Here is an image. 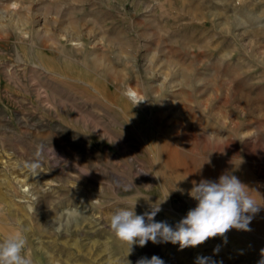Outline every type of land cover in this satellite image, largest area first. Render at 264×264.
<instances>
[{
  "label": "rangeland",
  "instance_id": "rangeland-1",
  "mask_svg": "<svg viewBox=\"0 0 264 264\" xmlns=\"http://www.w3.org/2000/svg\"><path fill=\"white\" fill-rule=\"evenodd\" d=\"M223 174L264 206V0H0V242L21 230L33 264H259L264 207L183 250L110 228L167 197L174 228Z\"/></svg>",
  "mask_w": 264,
  "mask_h": 264
},
{
  "label": "clouds",
  "instance_id": "clouds-1",
  "mask_svg": "<svg viewBox=\"0 0 264 264\" xmlns=\"http://www.w3.org/2000/svg\"><path fill=\"white\" fill-rule=\"evenodd\" d=\"M125 95L135 105L144 101L137 99V94L129 89ZM33 170L38 165H31ZM188 195L197 203L173 228L166 222H156L154 217L166 201L151 205V210L143 215L135 213V205L121 208L111 216L110 228L118 239L130 246L143 247L147 242H170L178 244L183 250L205 243L210 238L223 237L229 230L249 231V224L261 207L250 195V189L236 176L223 174L218 181L202 179L193 181ZM147 220V222H146ZM27 245L21 230L8 234L0 242V264H33L32 259L24 255ZM215 251V250H214ZM264 257V250L261 251ZM137 264H164L158 256L151 259L141 258ZM196 264H209V258L198 257ZM259 264H264L262 259Z\"/></svg>",
  "mask_w": 264,
  "mask_h": 264
},
{
  "label": "bare ground",
  "instance_id": "bare-ground-1",
  "mask_svg": "<svg viewBox=\"0 0 264 264\" xmlns=\"http://www.w3.org/2000/svg\"><path fill=\"white\" fill-rule=\"evenodd\" d=\"M10 7L11 8H15L16 9V4L13 2V3H11L10 4ZM32 17V16H31ZM47 37V36H46ZM70 45H72L73 47H75V49H78V48H80L81 47V43H79V42H74V41H70ZM48 68L49 69H53V66H50V65H48ZM129 89H131L133 92H135L136 94H137V99L140 101V100H143V101H145V99H144V96L142 95V94H140L135 88H133V87H128V90ZM142 92V91H141ZM143 97H142V96ZM147 101V100H146ZM177 137H180V136H177ZM183 138H181L185 143L187 142V143H191V142H193L194 140H195V135L194 134H184L183 136H182ZM180 139V140H181ZM185 143H184V145H185ZM183 144V143H182ZM164 148V147H163ZM167 149V148H166ZM174 155V154H173ZM166 156H167V154H166ZM175 156V155H174ZM163 157H165V156H163ZM168 157H169V155H168ZM166 158V157H165ZM27 159V158H26ZM167 161V160H166ZM172 161V160H171ZM182 163V162H181ZM184 171V170H183ZM185 173V172H184ZM209 176H211L212 178H213V176L210 174ZM208 176V177H209ZM215 176V175H214ZM196 181V180H195ZM15 191H16V189H15ZM60 193V192H59ZM89 197V196H88ZM58 198V197H57ZM1 201V200H0ZM3 202V201H2ZM17 220V219H16ZM50 220V219H49ZM52 220V219H51ZM79 223V222H78ZM79 228V227H78ZM60 234V233H59ZM115 243V242H114ZM54 249V248H53ZM29 251V250H28ZM93 251V250H92ZM29 253V252H28ZM73 254V253H72ZM92 259V258H91Z\"/></svg>",
  "mask_w": 264,
  "mask_h": 264
}]
</instances>
